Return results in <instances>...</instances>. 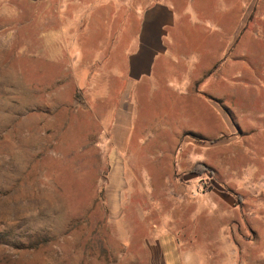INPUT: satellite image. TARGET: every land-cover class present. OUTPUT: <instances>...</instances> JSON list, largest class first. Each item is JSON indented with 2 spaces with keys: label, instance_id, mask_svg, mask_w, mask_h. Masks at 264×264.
Returning a JSON list of instances; mask_svg holds the SVG:
<instances>
[{
  "label": "rangeland",
  "instance_id": "obj_1",
  "mask_svg": "<svg viewBox=\"0 0 264 264\" xmlns=\"http://www.w3.org/2000/svg\"><path fill=\"white\" fill-rule=\"evenodd\" d=\"M149 1L0 0V264H264V3L226 91L253 131L152 148L120 100Z\"/></svg>",
  "mask_w": 264,
  "mask_h": 264
},
{
  "label": "crops",
  "instance_id": "obj_2",
  "mask_svg": "<svg viewBox=\"0 0 264 264\" xmlns=\"http://www.w3.org/2000/svg\"><path fill=\"white\" fill-rule=\"evenodd\" d=\"M263 3L264 0L147 3L130 48L122 54L126 89L120 100L127 102L123 110L127 111L124 113L129 122L131 117L132 125L148 112L147 132L160 134L157 136L160 144L152 148L162 147L167 141L178 143L180 138L189 143L190 134L203 137L212 146L220 143L221 136L228 135L225 141L235 146L238 128L253 131V125L246 124L247 119L233 110L226 91L231 87V72L242 69L232 61L246 62L250 56L247 49L259 37L252 21L259 18L257 14ZM122 35L118 34L117 38ZM249 60H253V54ZM123 124L127 126L128 121L124 120ZM168 133L172 137L168 138ZM121 136L118 144L126 148L125 137ZM250 142L253 148H264L263 141L249 138L237 143V147L244 148ZM199 144L203 145L200 141ZM183 160L181 154L175 164ZM262 165L259 163L252 170L255 175L250 180L255 182L252 192H264ZM165 264H179L176 253L167 252Z\"/></svg>",
  "mask_w": 264,
  "mask_h": 264
},
{
  "label": "trees",
  "instance_id": "obj_3",
  "mask_svg": "<svg viewBox=\"0 0 264 264\" xmlns=\"http://www.w3.org/2000/svg\"><path fill=\"white\" fill-rule=\"evenodd\" d=\"M200 139H202V138H200Z\"/></svg>",
  "mask_w": 264,
  "mask_h": 264
}]
</instances>
